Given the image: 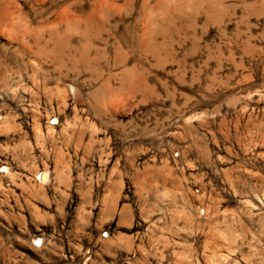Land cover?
Masks as SVG:
<instances>
[{
    "label": "rangeland",
    "instance_id": "1",
    "mask_svg": "<svg viewBox=\"0 0 264 264\" xmlns=\"http://www.w3.org/2000/svg\"><path fill=\"white\" fill-rule=\"evenodd\" d=\"M0 264H264V0H0Z\"/></svg>",
    "mask_w": 264,
    "mask_h": 264
}]
</instances>
